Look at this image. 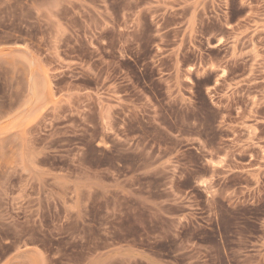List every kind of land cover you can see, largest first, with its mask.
<instances>
[{"label":"rangeland","instance_id":"1","mask_svg":"<svg viewBox=\"0 0 264 264\" xmlns=\"http://www.w3.org/2000/svg\"><path fill=\"white\" fill-rule=\"evenodd\" d=\"M0 264H264V0H0Z\"/></svg>","mask_w":264,"mask_h":264}]
</instances>
